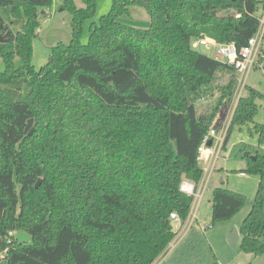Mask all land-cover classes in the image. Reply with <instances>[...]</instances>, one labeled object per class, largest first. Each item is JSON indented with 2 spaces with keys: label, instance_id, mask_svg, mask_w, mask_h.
Instances as JSON below:
<instances>
[{
  "label": "trees",
  "instance_id": "obj_1",
  "mask_svg": "<svg viewBox=\"0 0 264 264\" xmlns=\"http://www.w3.org/2000/svg\"><path fill=\"white\" fill-rule=\"evenodd\" d=\"M53 1L0 0V252L9 247L0 264H152L177 234L171 213L190 214L194 197L180 185L201 181V143L237 84L234 66L192 41L226 42L230 34L242 47L259 27L264 0H113L91 23L87 43L83 25L97 0L82 7L63 0L72 39L54 45L38 69L33 41ZM134 6L146 9L148 26L121 20ZM216 91L213 104L198 106ZM258 101L264 109V94L247 85L224 147L236 127L255 122ZM249 129L264 143V123ZM244 157L247 171L264 175V154ZM208 191L209 216L200 212L186 240L192 248L246 202L224 185ZM106 197L122 198L117 215L106 210ZM263 203L260 186L239 227L242 249L254 255L264 254ZM11 230L32 238L8 245Z\"/></svg>",
  "mask_w": 264,
  "mask_h": 264
},
{
  "label": "rangeland",
  "instance_id": "obj_2",
  "mask_svg": "<svg viewBox=\"0 0 264 264\" xmlns=\"http://www.w3.org/2000/svg\"><path fill=\"white\" fill-rule=\"evenodd\" d=\"M75 2L79 7L85 5V0H75ZM112 4L113 0H97V8L94 17L86 20L83 25L81 36V41L83 43H87L89 40L91 23H98L100 17L110 11ZM39 20L40 26L37 29V35L33 41V63L38 69L50 60L51 48L54 45L59 42L67 44L71 41L73 36L72 15L69 10L63 8V0H54L49 8L41 10ZM121 20L144 27L149 25V14L144 7L134 6L131 8V14L122 16ZM197 49L217 59H223L216 49L211 46L200 45ZM3 69L4 63L0 59V70ZM223 81H225V79H223ZM246 84L264 94L263 71L261 69L251 71L247 76ZM217 96L218 94L216 91L212 98L199 101L198 106L201 107L207 104H213ZM236 101L237 97L233 94L231 101L217 116L216 126L214 127L220 128L224 122H230L229 120H231L235 110L234 105ZM258 102L260 106L259 111L255 117V122L249 123L250 127L254 126L256 122L264 123V109L261 105L262 102ZM32 126L34 127V125ZM249 126L245 125L242 128L236 127L233 130L226 147H223L221 150L215 164V173H221V175L223 174L226 178L225 186L246 196L244 206L231 218L216 221L211 229H207L206 232L202 231L198 241L192 243L194 248L187 245V243L181 244L178 247L179 250H175L169 256L170 258L166 259L170 264H188V256H184L185 253H187V255L191 253L195 254L192 258L194 264H264V254L254 255L244 251L240 241L235 246H232L227 237L229 229L233 226L240 227L246 216L252 210L260 186L264 197V175L250 173L246 170L248 167V160L244 157L246 156L244 155L246 152H250L255 156L264 154V143H260L259 133H257L256 130H250ZM202 164L204 166V163ZM241 171H245L246 174L244 176L241 175ZM208 190L205 192L203 204L205 206L204 210L210 212L211 204L208 203ZM121 203L122 198L120 199V197L115 199L106 197L104 206L108 212L112 211L114 215H117L116 212ZM173 223L176 222L173 221ZM190 238L191 235L187 237V239ZM172 241H174V239Z\"/></svg>",
  "mask_w": 264,
  "mask_h": 264
},
{
  "label": "built area",
  "instance_id": "obj_3",
  "mask_svg": "<svg viewBox=\"0 0 264 264\" xmlns=\"http://www.w3.org/2000/svg\"><path fill=\"white\" fill-rule=\"evenodd\" d=\"M237 16L240 15L238 14ZM257 16L259 18V27L256 33L252 35L248 39V42L240 48L233 41L218 42L210 37L194 39L192 41V46L196 49L200 45H206L215 48L216 51L222 56V60L224 62L235 67L237 72V84L234 91V94L237 97V101L235 102L236 105L239 98L244 94V90L246 89L248 74L251 71L258 69H261L264 73V5L258 10ZM229 124L230 122L226 121L221 125L220 128L212 127L204 136L198 153L199 163H204V166H202L204 170L203 177L199 184L189 181L188 179H184L180 185V189L183 192L194 197L190 214L195 211L197 205L202 201L205 195L206 187L208 185V180H206V177L214 170L216 160L219 158L220 152L224 147ZM210 140H212L211 145L208 144ZM171 218L173 221H181V217L177 212L171 213ZM183 221L185 220H182L181 223ZM212 227L213 226H210L209 229ZM181 229L182 225L180 224V226H178L175 230L177 233H181ZM17 232V230L9 231L6 239L8 245L13 241V237H16ZM171 243L166 249L173 247V243L172 245ZM8 249L9 247L7 246L2 252H0V259L5 257V255L8 253ZM166 249L160 255L161 257L159 256L152 264H162L165 261L166 257L164 254L167 251Z\"/></svg>",
  "mask_w": 264,
  "mask_h": 264
},
{
  "label": "crops",
  "instance_id": "obj_4",
  "mask_svg": "<svg viewBox=\"0 0 264 264\" xmlns=\"http://www.w3.org/2000/svg\"><path fill=\"white\" fill-rule=\"evenodd\" d=\"M235 106H236V103H235ZM234 106V108H235ZM217 162V160H216ZM201 164V163H200ZM216 164V163H215ZM203 166V164H201ZM215 166L214 165V170L206 177V180H208V185L206 187V191L210 188V187H214V186H221V185H224L225 186V183H226V178L225 176L221 173H215L216 169H215ZM241 175H245V171H241L240 173ZM205 180V178H204ZM205 191V192H206ZM204 198V197H203ZM208 203H210L209 199H208ZM204 204H203V199L202 201L197 205L195 211L190 214V216L181 223V221H174L176 223H173L174 224V228L176 229L178 226H180V224L182 225V229H181V233H177L176 234V237L174 238V241H172L173 243V247L172 248H168L166 249V253L164 254V256L166 257V259H169L170 255L175 251V250H179L178 247L182 244H185L186 243V240H187V237L190 236L192 234L191 232V228L192 226H194V222H195V219L197 218V216L200 214L201 212V218L204 220L205 218H207L209 216V212L206 210H204ZM195 227L197 229L200 228L199 225H195ZM239 228V227H238ZM203 230V228L201 229ZM204 231V230H203ZM207 230H205L206 232ZM171 243V245H172ZM185 246V245H184ZM171 247V246H170ZM184 256H188L187 253L184 254ZM161 257V256H160ZM176 257H179V256H176ZM165 259L164 262H166L167 260ZM163 262V263H164ZM162 263V264H163Z\"/></svg>",
  "mask_w": 264,
  "mask_h": 264
},
{
  "label": "water",
  "instance_id": "obj_5",
  "mask_svg": "<svg viewBox=\"0 0 264 264\" xmlns=\"http://www.w3.org/2000/svg\"><path fill=\"white\" fill-rule=\"evenodd\" d=\"M43 12H45V11H43ZM230 13H231V10H230V9H227V10H224V11L222 12V15H228V14H230ZM0 40H3L2 36H0ZM226 41H231L230 34H227V36H226ZM33 123H34V118H30L29 121H28V124H27V126H26V129H25V131H26L29 135H31V134L34 132V130H35V128L32 126ZM31 126H32V127H31ZM208 144L211 145V144H212V140H210V141L208 142ZM244 155H246V156H251V158H252L253 160H256V159H257V156L252 155L250 152H246ZM41 181H42V179L40 178V179L38 180V182L36 183V187H38V186L40 185ZM227 237H228V241H229V243H230L232 246H235V245L241 240V233H240L239 228H238L237 226H233V227H231V228L229 229V233H228V236H227ZM16 238H17L20 242H22V243H28V242L31 240L32 236H31L28 232H26V231L19 230V231L16 233Z\"/></svg>",
  "mask_w": 264,
  "mask_h": 264
}]
</instances>
